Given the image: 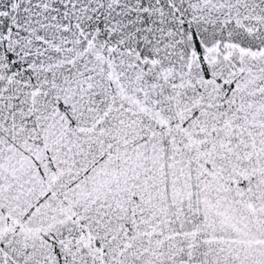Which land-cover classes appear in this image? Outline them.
I'll return each instance as SVG.
<instances>
[{
  "label": "snow or ice",
  "instance_id": "snow-or-ice-1",
  "mask_svg": "<svg viewBox=\"0 0 264 264\" xmlns=\"http://www.w3.org/2000/svg\"><path fill=\"white\" fill-rule=\"evenodd\" d=\"M0 264H264V0H0Z\"/></svg>",
  "mask_w": 264,
  "mask_h": 264
}]
</instances>
